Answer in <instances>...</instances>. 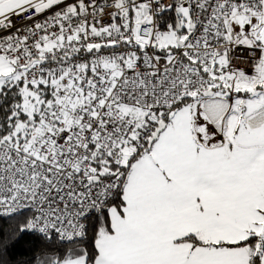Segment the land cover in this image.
Instances as JSON below:
<instances>
[{"label":"snow or ice","instance_id":"obj_1","mask_svg":"<svg viewBox=\"0 0 264 264\" xmlns=\"http://www.w3.org/2000/svg\"><path fill=\"white\" fill-rule=\"evenodd\" d=\"M0 264H264V0H0Z\"/></svg>","mask_w":264,"mask_h":264},{"label":"trees","instance_id":"obj_2","mask_svg":"<svg viewBox=\"0 0 264 264\" xmlns=\"http://www.w3.org/2000/svg\"><path fill=\"white\" fill-rule=\"evenodd\" d=\"M27 243L22 241L20 245L14 250V256L16 259H24L27 256Z\"/></svg>","mask_w":264,"mask_h":264}]
</instances>
